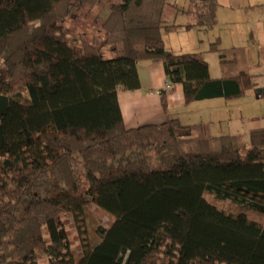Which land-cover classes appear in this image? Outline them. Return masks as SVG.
<instances>
[{
    "label": "trees",
    "instance_id": "trees-1",
    "mask_svg": "<svg viewBox=\"0 0 264 264\" xmlns=\"http://www.w3.org/2000/svg\"><path fill=\"white\" fill-rule=\"evenodd\" d=\"M170 6L0 0V264H264V128L244 141L179 118L124 122L118 92L141 87L142 60H162L187 103L257 87L244 47L210 44L220 78L202 53L167 49L164 35L181 27L166 20ZM85 9L98 10L91 41L62 25ZM217 10L200 0L186 27L214 28ZM93 206L110 223L87 225L78 254L66 218L88 224Z\"/></svg>",
    "mask_w": 264,
    "mask_h": 264
},
{
    "label": "crops",
    "instance_id": "crops-1",
    "mask_svg": "<svg viewBox=\"0 0 264 264\" xmlns=\"http://www.w3.org/2000/svg\"><path fill=\"white\" fill-rule=\"evenodd\" d=\"M119 3L120 0H113ZM170 7L166 11V20L171 24H179L180 28L165 34V44L167 49L175 53H202V56L209 63L210 74L213 78H220L223 74L218 52H207L206 47H202L198 40L190 45L184 42L187 34L194 29L200 30L194 25L196 16L187 12L196 8L200 0H168ZM212 2L226 5L231 11L250 12L254 6L263 5L264 0H238L236 4L232 0H210ZM108 8L102 12V16L107 17ZM187 18L188 23H178L179 16ZM186 24V25H185ZM182 37L181 46H173V38ZM181 35V36H180ZM219 36H214L208 42H214ZM212 40V41H211ZM204 52V53H203ZM250 56L246 57L247 64L241 65L242 68H252L257 60L250 61ZM138 73L141 87L136 90H120L118 99L123 114L124 122L128 128H134L144 124H160L168 118H179L183 124L206 125L209 135L217 137L225 134L240 135L244 141H248L249 133L252 130L264 128V116L257 113H243L240 109L231 110L229 106L232 100L223 97L197 100L190 103L186 102L184 88L182 84H176L172 90L167 92L168 111L162 106L161 91L165 90L168 77L165 72L164 63L160 59H148L138 62ZM250 73L255 76L257 82L256 98H264V73H259L257 69L252 68Z\"/></svg>",
    "mask_w": 264,
    "mask_h": 264
},
{
    "label": "rangeland",
    "instance_id": "rangeland-1",
    "mask_svg": "<svg viewBox=\"0 0 264 264\" xmlns=\"http://www.w3.org/2000/svg\"><path fill=\"white\" fill-rule=\"evenodd\" d=\"M183 3L184 1L181 0ZM234 4L238 0H232ZM86 9L80 13L77 18H68L62 25L65 28L72 29L75 32H80L85 34V38L89 41L93 39L95 35L99 34V26L94 22V17L96 16L98 10L94 9L92 13L86 15ZM167 14V12H166ZM165 14V15H166ZM104 17V16H103ZM189 20V19H188ZM187 18L180 15L178 18V23H188ZM185 24V25H186ZM181 36V35H180ZM214 36L220 37V46L224 49H231L233 47H244L246 49V57L250 56V61L257 60L258 64L254 65L252 68L257 69L259 73H264V6L258 5L254 6L250 12L243 11H231L226 5L219 4L217 10V23L214 28L210 30H196L187 34L184 38L186 44H191L192 42L198 40L202 47H206V53L209 52V46L212 43L208 41ZM176 39L173 38L171 44L173 46H181L183 43V38L178 36ZM165 39V35H164ZM213 40V39H212ZM211 40V41H212ZM204 53V52H203ZM212 53V52H210ZM105 57L111 56L108 52H105ZM250 67V70H252ZM256 79V78H255ZM256 88L250 89L245 95L227 99L232 100V104L229 106L231 110L237 111L240 109L243 113H257L264 116V98H256ZM264 119V118H263ZM219 208L226 211H233L238 213V210L231 205L228 201L218 202L214 198H210ZM91 216L89 218L88 224L84 222L76 223L75 219L71 216L66 218L67 229L70 232V239L73 243V249L76 253L81 252L82 239L86 237L84 233L87 225L95 229L97 226H108L109 216L104 214L102 211L95 210V207H91ZM254 219H258L256 214H252ZM86 225V226H85ZM93 235V234H92ZM95 234L93 235V237ZM85 239V238H84ZM93 241V240H92ZM40 264H49L46 255H41Z\"/></svg>",
    "mask_w": 264,
    "mask_h": 264
},
{
    "label": "built area",
    "instance_id": "built-area-1",
    "mask_svg": "<svg viewBox=\"0 0 264 264\" xmlns=\"http://www.w3.org/2000/svg\"><path fill=\"white\" fill-rule=\"evenodd\" d=\"M172 87H173L172 83L168 81L165 85V90H170L172 89Z\"/></svg>",
    "mask_w": 264,
    "mask_h": 264
}]
</instances>
